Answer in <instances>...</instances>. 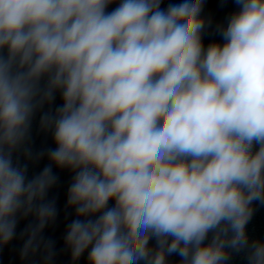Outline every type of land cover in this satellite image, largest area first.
<instances>
[{
    "label": "clouds",
    "instance_id": "1",
    "mask_svg": "<svg viewBox=\"0 0 264 264\" xmlns=\"http://www.w3.org/2000/svg\"><path fill=\"white\" fill-rule=\"evenodd\" d=\"M114 3L0 0V246L32 216L21 258L51 260L55 166L73 173V261L264 264L246 232L264 203V0H234L206 47L204 0ZM57 94L40 117L56 147L34 157L32 120ZM20 151L49 163L29 178Z\"/></svg>",
    "mask_w": 264,
    "mask_h": 264
},
{
    "label": "water",
    "instance_id": "2",
    "mask_svg": "<svg viewBox=\"0 0 264 264\" xmlns=\"http://www.w3.org/2000/svg\"><path fill=\"white\" fill-rule=\"evenodd\" d=\"M180 0H165L162 7H167L168 3H178ZM117 3L110 5L107 11H111L117 6ZM238 11V6L234 0H204L203 11L201 16L205 19L206 27L202 34L203 43L205 47L212 42L223 44V38L217 31L218 26H226L228 17L234 12ZM62 100L57 94L56 101L53 105L45 104L42 109H39L33 120L31 126V139L26 146L32 149L34 157L41 153L47 152L48 149L55 148L51 131H46L41 128L40 117L43 112H47L50 108L54 111L55 107L61 105ZM258 147V146H257ZM18 158L21 164L28 163V176L31 178L33 175L38 174L45 165L49 163L47 156L41 159H33L27 161L23 152L14 154V160ZM53 171L58 177L57 183L49 192L47 199L55 200L57 207V217L53 222H50L43 230L42 236L45 242L52 243V258L51 259H72L70 250L64 243V236L66 235L67 225L73 219H76L75 209L67 207V190L71 183L73 173L69 170H60L53 166ZM110 206L114 204L113 201L109 202ZM253 216L246 226V232L250 240L260 239L264 240V203L255 201L252 205ZM34 223V217L18 218L15 237L6 245L0 246V261L7 260H30V259H45L46 252L43 247L35 254H29L26 258H21V249L26 240V236H21L29 224ZM211 234L209 235V240ZM207 243V241H206ZM150 246H155V240L150 241ZM87 251L80 259H87ZM180 257L173 255L168 257L169 264H175ZM228 264H247L244 252L233 253Z\"/></svg>",
    "mask_w": 264,
    "mask_h": 264
}]
</instances>
